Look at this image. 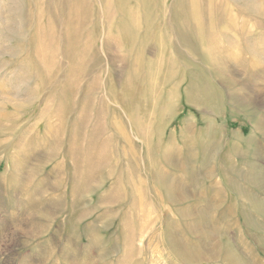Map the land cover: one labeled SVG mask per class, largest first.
<instances>
[{
  "label": "rangeland",
  "instance_id": "374dc122",
  "mask_svg": "<svg viewBox=\"0 0 264 264\" xmlns=\"http://www.w3.org/2000/svg\"><path fill=\"white\" fill-rule=\"evenodd\" d=\"M0 264H264V0H0Z\"/></svg>",
  "mask_w": 264,
  "mask_h": 264
}]
</instances>
